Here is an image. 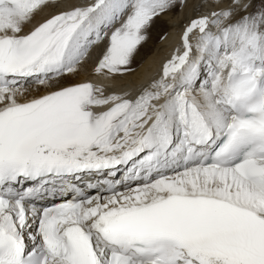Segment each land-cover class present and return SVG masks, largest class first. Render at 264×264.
I'll return each instance as SVG.
<instances>
[{
	"label": "snow or ice",
	"instance_id": "1",
	"mask_svg": "<svg viewBox=\"0 0 264 264\" xmlns=\"http://www.w3.org/2000/svg\"><path fill=\"white\" fill-rule=\"evenodd\" d=\"M0 264H264V0H0Z\"/></svg>",
	"mask_w": 264,
	"mask_h": 264
},
{
	"label": "bare ground",
	"instance_id": "2",
	"mask_svg": "<svg viewBox=\"0 0 264 264\" xmlns=\"http://www.w3.org/2000/svg\"><path fill=\"white\" fill-rule=\"evenodd\" d=\"M85 2L86 0H61V6L67 7L72 4H83ZM41 15H38L37 19H40ZM187 16L188 13L185 14L184 20L187 19ZM184 20H181L180 23H177L175 18L162 17L159 18L156 23H154V27L163 26L164 28H166V31L164 30L165 35L161 39L156 41L155 39L158 31L155 30V34H152L149 31V39L147 43L142 46L140 53L138 54L132 65V67L136 69V72L133 75L126 77V81H132L136 84H139L149 77L157 76L160 74L163 62L169 59L174 49L179 46V32L184 23ZM73 79L77 81L89 79L97 84H106V82H104L102 79L95 77L94 73H91V65H89L88 72L82 71L78 75L73 77ZM99 177H103V175H99ZM117 178H119V176ZM91 180L92 178H87V180H85V177H83L82 180L76 182V185L79 188H83L84 185L91 182Z\"/></svg>",
	"mask_w": 264,
	"mask_h": 264
},
{
	"label": "rangeland",
	"instance_id": "3",
	"mask_svg": "<svg viewBox=\"0 0 264 264\" xmlns=\"http://www.w3.org/2000/svg\"><path fill=\"white\" fill-rule=\"evenodd\" d=\"M157 22V21H156ZM155 22V23H156ZM166 28H164L163 26L161 27V26H155L154 27V24H153V26L149 29V31L152 33V34H155L156 32H155V30H157L158 31V33L157 34H159V35H157L156 34V41H158L159 39H161L164 35H165V30ZM165 30V31H164ZM163 33V34H162ZM149 36H150V34H149ZM145 45V44H144ZM143 45V46H144Z\"/></svg>",
	"mask_w": 264,
	"mask_h": 264
}]
</instances>
